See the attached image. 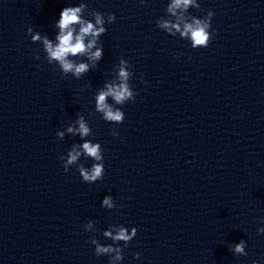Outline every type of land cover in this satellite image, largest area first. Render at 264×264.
<instances>
[{
	"label": "water",
	"instance_id": "water-1",
	"mask_svg": "<svg viewBox=\"0 0 264 264\" xmlns=\"http://www.w3.org/2000/svg\"><path fill=\"white\" fill-rule=\"evenodd\" d=\"M68 6L0 0V264H81L84 182L59 157L83 141L56 132L83 115L82 78L48 64L27 33L55 40Z\"/></svg>",
	"mask_w": 264,
	"mask_h": 264
},
{
	"label": "clouds",
	"instance_id": "clouds-1",
	"mask_svg": "<svg viewBox=\"0 0 264 264\" xmlns=\"http://www.w3.org/2000/svg\"><path fill=\"white\" fill-rule=\"evenodd\" d=\"M139 2L143 4L145 0H139ZM189 8L200 9V4L197 0H169L166 6V17L157 19L156 25L171 36L179 34L181 39L190 40L193 49L207 47L215 34V30L210 31L214 13L208 11L202 18H197L187 14ZM87 9L88 5L84 2H81L79 6L63 8L60 18L55 24L58 29L55 40L50 39L47 35H41L39 32H33L31 27L27 29L31 41L42 44L47 63H55L63 75L71 74L76 79H80L95 68L102 59L103 47L99 41L100 37L107 31L104 25L106 23L111 24L116 20L114 13L105 16V14L97 11L91 12L93 20H89L84 15ZM77 57H85L87 62L78 61L75 59ZM34 58L39 60V54ZM115 72V78L106 81L94 97L95 113L101 114L106 122L121 124L124 121L125 113L117 106L130 101L134 102L138 93L133 90V86L129 83L133 72L126 59L119 58ZM109 99L112 103H109ZM95 113H90V115H95ZM65 133L79 136L83 141L82 144L74 143L66 155L59 157L61 161H64L65 173L69 171L71 166L76 165L82 182L95 183L102 180L105 173L102 147L100 143H93L86 139L92 134V130L85 117L78 115L63 131L58 130L56 135L59 139H63ZM111 135L119 136L117 129L113 128ZM82 156L90 158L95 163L90 168L79 164ZM101 206L111 210L116 208L117 204L111 196H105ZM261 222L264 223V219ZM95 223V221L89 220L83 225L84 231L94 233L96 231ZM257 232L264 234V227L259 228ZM136 234L137 229L135 227L129 232L128 228L123 225H109L102 235L104 238L110 239L112 244L102 245L95 237L91 239L90 243L95 246L96 256L107 255L109 264H119L124 259L123 248L113 245H119V242H123L126 247ZM246 246V241L241 240L239 243L233 244L231 251L237 256H246ZM135 257L138 259L140 253H136ZM252 264H258V262L254 260Z\"/></svg>",
	"mask_w": 264,
	"mask_h": 264
}]
</instances>
